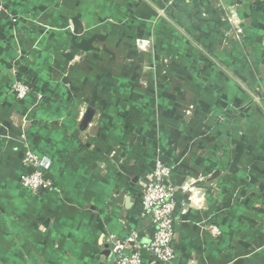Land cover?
<instances>
[{
	"label": "crops",
	"instance_id": "0c3cea01",
	"mask_svg": "<svg viewBox=\"0 0 264 264\" xmlns=\"http://www.w3.org/2000/svg\"><path fill=\"white\" fill-rule=\"evenodd\" d=\"M234 7L244 43L226 34ZM0 8V264H114L108 234L148 242L140 193L158 155L178 188L170 264H264V0ZM166 54L168 78L157 72ZM28 146L52 161L53 190L23 186Z\"/></svg>",
	"mask_w": 264,
	"mask_h": 264
},
{
	"label": "built area",
	"instance_id": "2783aa9c",
	"mask_svg": "<svg viewBox=\"0 0 264 264\" xmlns=\"http://www.w3.org/2000/svg\"><path fill=\"white\" fill-rule=\"evenodd\" d=\"M14 90L17 98L24 99L32 90V85L26 80L19 81L14 85ZM22 163L25 169L22 177L23 186L35 194L55 188L48 174L52 166L50 158L28 146ZM172 171V166L168 165L160 155L154 159L153 168L140 193L141 216L151 219L154 227L153 235L148 242H142L137 233L126 238L114 233L108 234L114 264H145L143 250L151 254L155 260L165 264L175 261L177 254L173 241L176 233L178 188L173 183ZM187 209L185 207L182 212H186ZM210 231L216 235L221 234L218 226H210Z\"/></svg>",
	"mask_w": 264,
	"mask_h": 264
},
{
	"label": "rangeland",
	"instance_id": "374dc122",
	"mask_svg": "<svg viewBox=\"0 0 264 264\" xmlns=\"http://www.w3.org/2000/svg\"><path fill=\"white\" fill-rule=\"evenodd\" d=\"M235 5V4H234ZM236 6V5H235ZM238 7H234V9H232L231 8V12H232V14L230 15V16H227V20H229L231 23H232V25L234 26V31L233 32H228V33H226V34H228V36L230 37V38H235V39H237L239 42H246V37H245V34L243 35V33H244V30H243V28L240 26L241 24H242V19H239V16H238V14L236 13L237 12V9ZM236 10V11H235ZM219 33V32H218ZM137 41V46H138V48H145V45L147 44V48H148V46L152 43L151 42V40L150 39H148V40H146L145 38H143V39H140V40H136ZM146 49V48H145ZM161 60V63H159V68H157V72H162L161 74L164 76V78H168L167 76H168V74H169V72H173V70H172V64H173V60H174V58H173V56L172 55H168V54H166V55H164V56H162V58L160 59ZM150 65V66H149ZM149 65L147 66L148 68V72H151L153 69H152V65L149 63ZM156 67V66H155ZM260 68H262L263 69V71H262V69H261V71L262 72H264V67H260ZM146 69V70H147ZM143 71H144V69H143ZM170 77H171V75H170ZM169 77V78H170ZM175 79V78H174ZM146 81V80H145ZM175 81V80H174ZM177 81V80H176ZM180 82L182 83V81H177V83L180 85ZM209 82V81H208ZM185 87H188V88H192L193 86H192V83L190 82V83H188V84H186L185 85ZM190 98H191V96H189ZM259 101V96H255V98L254 97H250V100H249V104L248 105H246V106H244V107H242V106H237V105H239V104H237L236 102H234V103H232V107H233V115H236L235 114V112H237V110L239 111L240 110V108L242 107L243 109H246L247 108V106L249 107V108H251L252 106H254V105H252V104H255V103H257ZM196 104V103H195ZM252 105V106H251ZM194 106V105H193ZM193 106H191V107H189L190 109H188V111L187 110H185V108H184V113L186 114V115H188V116H190V117H192V115H193V113H194V107ZM256 106V105H255ZM238 108V109H237ZM192 110V111H191ZM219 120H224V117H220V119Z\"/></svg>",
	"mask_w": 264,
	"mask_h": 264
},
{
	"label": "water",
	"instance_id": "95a60500",
	"mask_svg": "<svg viewBox=\"0 0 264 264\" xmlns=\"http://www.w3.org/2000/svg\"><path fill=\"white\" fill-rule=\"evenodd\" d=\"M92 117H93V110L91 108H89L85 114L83 121H82V125L87 127L88 124L91 122ZM146 254H147L146 250H143V255L146 256Z\"/></svg>",
	"mask_w": 264,
	"mask_h": 264
},
{
	"label": "trees",
	"instance_id": "16d2710c",
	"mask_svg": "<svg viewBox=\"0 0 264 264\" xmlns=\"http://www.w3.org/2000/svg\"><path fill=\"white\" fill-rule=\"evenodd\" d=\"M28 79H29V80H28L29 84L32 85V87H33V85H34V84H33L34 79H33L32 77H30V78H28Z\"/></svg>",
	"mask_w": 264,
	"mask_h": 264
}]
</instances>
